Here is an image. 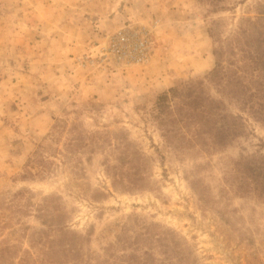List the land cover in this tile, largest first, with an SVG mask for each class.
Wrapping results in <instances>:
<instances>
[{"label":"rangeland","instance_id":"1","mask_svg":"<svg viewBox=\"0 0 264 264\" xmlns=\"http://www.w3.org/2000/svg\"><path fill=\"white\" fill-rule=\"evenodd\" d=\"M210 3L0 0V249L17 254L13 264L28 252L42 263L35 231L61 237L39 216L45 201L50 220L78 233L90 264H168L159 240L175 243L172 231L184 264H264V195L224 180L242 155L264 156V124L226 99L247 130L208 155L172 146L156 121L158 95L192 80L209 84L210 30L235 38L264 8V0H226L220 11ZM132 31L136 42L148 32L145 47L125 45ZM134 153L144 160L131 162Z\"/></svg>","mask_w":264,"mask_h":264},{"label":"trees","instance_id":"2","mask_svg":"<svg viewBox=\"0 0 264 264\" xmlns=\"http://www.w3.org/2000/svg\"><path fill=\"white\" fill-rule=\"evenodd\" d=\"M209 1L215 7V11L227 9L224 6L220 7L226 0ZM258 14L256 20L251 17L243 19L235 38L223 40L218 30H210V35L216 42L214 48L216 67L208 76L209 84L205 80H192L158 95L155 103L156 121L172 146L198 148L205 154L213 155L223 152L236 139L244 136L247 130L244 116L231 113L227 109L226 99L240 106L241 112H248L264 124V8H259ZM234 42L239 43L242 56L237 65L235 62H230L231 55L236 50ZM234 54L236 55L237 51ZM250 81L254 85L250 84ZM212 88L215 89L216 95L212 93ZM71 130L72 134L77 132L75 126ZM73 139L71 148L79 145L76 141L80 137ZM81 143L82 146L86 145L85 142ZM141 159L143 158L135 153L131 156L133 163ZM226 173L229 174V177L225 175L226 182L232 184V178L233 181L240 183L239 186H246V189L249 188L248 184H253V191L257 189L259 196L264 195V156L242 155L238 160L233 161ZM140 175L141 181L148 178L144 172H140ZM195 178L190 180L191 186L204 199L203 184L205 183L200 177L195 176ZM114 182L117 185L118 178H115ZM140 187L150 188L148 184H141ZM47 203L48 201H45L39 207V216L43 218L45 224L51 221L48 228L58 232L56 234L61 237L52 238V235L47 234L45 230L35 231V236L32 238L33 246L43 243L45 247L41 264H70L71 260L79 264L86 262L90 264L88 258L85 260L81 241H78L80 239L77 237L78 233L67 231L66 221L57 222L54 218L50 220L48 218L50 213L46 212L49 210ZM59 214L64 213L59 212ZM68 234L72 235L69 237ZM174 234L171 238L175 243L159 240L161 252L167 255L166 259L169 260H165L169 261L168 264H184L183 261L187 258L183 256L185 249ZM28 253L29 256L22 258L20 264H38L34 255ZM17 257L16 253L14 257L11 255L9 248L0 249V264H13Z\"/></svg>","mask_w":264,"mask_h":264},{"label":"built area","instance_id":"3","mask_svg":"<svg viewBox=\"0 0 264 264\" xmlns=\"http://www.w3.org/2000/svg\"><path fill=\"white\" fill-rule=\"evenodd\" d=\"M135 34H136V32L135 31H132V33L127 34V38H126V35L123 34V38H125V45L127 47H130L131 44H133V46H135V47H141V46L142 47H145L146 44H147V42H148V36H149L148 32L145 31V35L143 36V37H145L146 41L142 40V37H141L139 39V42H136ZM129 51H130L131 54H134L133 51H135L136 53H139V51L137 49L135 50L133 48L130 49ZM132 58L133 59H136V61H139L141 59L140 54H137L135 56H132Z\"/></svg>","mask_w":264,"mask_h":264}]
</instances>
